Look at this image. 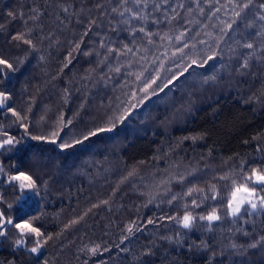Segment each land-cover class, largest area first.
I'll return each instance as SVG.
<instances>
[{
	"label": "trees",
	"instance_id": "trees-1",
	"mask_svg": "<svg viewBox=\"0 0 264 264\" xmlns=\"http://www.w3.org/2000/svg\"><path fill=\"white\" fill-rule=\"evenodd\" d=\"M259 2L264 0H257V3ZM153 3L160 4V9L154 10ZM181 3L184 5L183 10L178 8ZM60 4L68 6L69 13H63ZM97 4L104 5L103 11L97 8ZM116 4L117 0H0V24L4 25V31L0 32V50L26 60L20 72L16 74L17 102L23 103L34 98L33 115L39 118L46 113L49 121H54L60 112L66 114L65 119L73 118V113L83 103L85 109L80 113V118H74V125L77 132L84 130L85 125L91 127L95 122L102 121L110 101L118 102L117 98H124L118 86L123 83L121 74L108 72V66L123 64L125 67L122 68V73L139 70V65L133 69L127 68L128 57H117L113 54L109 65L101 71L98 62L106 51L100 47L101 41L109 47L121 48L128 44L134 50L140 49V52L136 53L137 59L139 55L144 54V48H149L150 51L146 55L151 62L154 56L159 57L161 53L169 50L168 41L161 42L159 36H155L153 39L156 43L148 45L144 33L137 32L136 36H132L130 27L145 26L147 31L161 35L169 33L173 37L178 31L187 28L190 30L191 39L201 29L215 33L221 26V21L232 19L231 5L224 7L228 5V0H219V3L217 0H199V7L196 0H168L167 4H164L163 0H149V7L145 10L150 14L148 19L144 22L133 20L129 26L121 23L122 18L117 13L111 12V8ZM33 8L42 13L38 21L29 20L33 15ZM81 8L84 9L83 12L80 11ZM173 8L181 12L182 18L179 22L169 23L166 17L174 15ZM189 8L194 11L189 13ZM216 8H220V11L213 16ZM200 9H203V14ZM256 11L257 8L250 9L245 19L239 22V29L231 34L234 40L251 39V33L259 30L258 26L256 29L243 26L245 22L255 18ZM9 12L13 13V16H9ZM89 19H94L97 23L92 26L88 36H83L89 27ZM153 20L160 22L153 23ZM24 21H28L27 25ZM204 25H208V28L204 29ZM213 25L217 27L213 28ZM26 27L33 29L32 39L39 51H26L27 46L16 47V42L10 41V36L18 31H26ZM81 39L84 41L81 45L83 50H93L101 55L85 57L74 54L69 67L63 68V62L73 46L72 42ZM40 56L45 59L41 60ZM235 63L233 61V66ZM252 63V72L255 75L239 77L233 73L231 79L226 78L219 86L209 88L199 99L193 97L195 106L191 114L174 115L162 105L158 110L140 109L138 112L144 114L135 116L127 134H105L94 138L83 147L77 146L63 153L56 149L55 145H41L46 150L44 163L51 165H41L42 175L49 179L51 174L53 179L50 180L49 194L43 199H31L27 211L32 216L41 217L42 231L55 237L56 233L64 229L66 223L83 215L93 204L107 199L110 205L93 209L79 225L65 230L60 238L50 241L42 250L39 264H43V260H48L49 264H83L85 259H88V264H100L98 258H88L80 253L79 249L85 244L106 242L113 246L119 243V237L122 235L120 226L129 219L175 214V204L169 206L164 203L159 207L152 204L143 207L147 197L141 195L146 190H156L161 180L169 178V173L178 171L186 175L184 185L176 183L175 180L170 185L173 192L179 193L193 183L204 187L206 183L213 182V175L222 174L230 155L240 153L249 158L256 156L257 142L250 138L257 132L264 131V104L244 101L260 94L264 85V69H261L256 61ZM92 69L95 71H91ZM104 74H107L106 78L101 80L100 77ZM123 79L129 84L132 83L129 76H124ZM65 89L70 92L69 102L66 104L62 100ZM179 95H183V91L176 88L169 93L170 97ZM151 103L150 101L149 104ZM120 131L122 129H118V132ZM204 131L210 133L204 141L193 143L186 140L178 143L184 136ZM243 139H249V143L243 144ZM209 149L212 150L211 155ZM48 156L52 158L51 161L47 159ZM58 157L60 162L52 163ZM140 161L146 163L140 164ZM134 165H138V175L121 184V179ZM61 167L63 171L58 170ZM193 169L199 171L195 175H187ZM0 192L14 203L10 214L18 215L20 206L15 204L10 186L0 184ZM227 226L225 222V227ZM176 229L177 226L172 223H168L166 227L161 224L156 228L149 225L143 233H137L134 242L128 246L138 251L142 246L155 241L160 245L156 249L158 253L177 258L179 264H206L210 252L219 253L228 243L230 235L218 228L211 233L203 229L196 230L187 233L183 247L158 239L159 235L173 234ZM201 239L210 243L209 250L196 247L188 249V244L193 241L199 244ZM77 255L80 260H76ZM14 256L18 257L17 264H29L32 259H25L23 253L14 254L9 248H0V264H8ZM102 259L107 260L108 264H134L130 254L116 256L115 249L111 254L104 253ZM222 259L225 264H229L219 255L212 264H220ZM157 264H160V261H157Z\"/></svg>",
	"mask_w": 264,
	"mask_h": 264
},
{
	"label": "snow or ice",
	"instance_id": "snow-or-ice-1",
	"mask_svg": "<svg viewBox=\"0 0 264 264\" xmlns=\"http://www.w3.org/2000/svg\"><path fill=\"white\" fill-rule=\"evenodd\" d=\"M163 3L167 4L168 0H163ZM196 4L199 7V0H196ZM229 5H231V20L221 21V26L215 33L201 29L191 39H189L190 30L187 28L178 31L173 37L169 33L161 35L158 32L147 31L145 26L130 27L132 36H136L137 32L144 33L148 45L156 43L153 39L155 36H159L161 42L168 41L169 50L161 53L159 57L154 56L151 62L146 55L150 51L149 48H144V54L139 55L137 59L136 53L140 52V49L134 50L128 44H124L121 48L109 47L101 41L100 47L106 49L98 62L101 71L109 65L113 54L117 57H128L127 68L133 69L139 65V70L122 73L125 65L108 66V72L121 74L123 83L118 86L124 98H117L118 102L110 101L101 122H95L91 127L85 125L84 130L78 132L75 129L74 118H80L85 104L82 103L79 106V109L73 113V118L65 119L66 114L63 112L58 113L54 121H49L46 113L36 118L33 115L34 98L25 100L23 103L17 102L16 74L20 72L26 60L0 50V117L7 118L0 119V184L10 186V193L13 195L15 204L20 206L18 215L10 214L14 203L0 192V248H9L14 254L23 253L25 259L32 258L29 264H39L42 250L50 241L60 238L65 230L79 225L93 209L110 205L107 199L93 204L83 215L66 223L64 229L56 233L55 237L42 231L41 217L32 216L27 211V205L31 199L34 197L43 199L49 194L50 180L53 179L51 174L49 179H45L42 175L41 165L44 167L51 165L44 163L46 150L41 145H55V148L63 153L77 146L83 147L94 138L105 134L116 133L117 136L127 134L135 116L144 114L138 112L140 109L158 110L162 105L166 111H171L174 115L191 114L195 106L193 97L199 99V96L209 88L219 86L226 78L231 79L233 73L239 77L255 75L252 72L253 61L264 69V2L228 0V5L224 7L227 8ZM96 6L103 11V4ZM148 7L149 0H117L111 12L117 13L122 18V24L130 26L133 20L144 22L148 19L150 14L145 11ZM160 7V4L153 3L154 10H159ZM178 8L183 10L184 5L181 3ZM252 8L258 9L254 13L255 18L245 22L243 26L251 29H256L258 26L259 30L251 33V39L234 40L231 34L239 29V22L245 19L247 12ZM60 9L63 13H69V7L64 4H60ZM80 11L83 12L84 9L81 8ZM187 11L191 13L194 10L189 8ZM219 11L220 8H216L212 15ZM172 12L174 15L170 18L166 17L168 22H179L182 18L181 12L176 8H173ZM200 12L203 14V9H200ZM32 13L33 15L29 17L32 21H38L42 15L36 8L32 9ZM8 15L13 16V13L9 12ZM24 23L27 25L28 21ZM96 23V20L89 19V27L83 36H88ZM216 27L213 25V28ZM203 28L207 29L208 25H204ZM2 31H4V25L0 24V32ZM32 33L33 29L26 27V31H18L9 39L16 42V47L25 45L26 51L29 49L39 51L32 39ZM49 38L44 37V39ZM83 42L82 39L72 42L73 46L63 62V68L69 67L74 54L85 57L101 55L93 50H83L81 47ZM40 59L44 60L45 57L40 56ZM233 61L236 62L234 66ZM91 71L94 72L95 69ZM106 75H101L100 79L105 80ZM124 76L131 77L132 83L129 84L126 79H123ZM107 78L110 79V77ZM173 88L183 91V95L170 97L169 93ZM124 89L127 90L124 91ZM69 98L70 92L65 89L63 102L68 103ZM153 98L156 99L153 100ZM150 101L151 104H149ZM253 102L264 104V85L259 95H253L244 101V103ZM160 122L164 123V121ZM118 129L122 131L118 132ZM70 134L72 135L69 138ZM209 135L207 131L187 135L178 143L186 140L193 143L204 141ZM109 139H115V137H109ZM250 139L257 142V155L251 158L240 153L228 156L222 174L213 175V182L206 183L204 187L193 183L186 190L179 193L173 192L170 187L173 180L180 185H184L186 180V175L177 171L169 173L167 180H161L156 190H146L141 193L142 196L147 197L143 207L152 204L156 207L164 203L169 206L175 204L177 205L174 208L175 214H162L153 218L138 216L135 220L129 219L120 226L122 235L119 237V243L113 246H109L106 242L85 244L79 252L88 258H98L100 264H108V261L102 257L104 253L111 254L114 249L116 256L130 254L134 264H157V261H160V264H179L177 258H169L166 253H158L156 249L160 245L155 241L142 246L138 251L128 246L134 242L137 233H143L147 226L156 228L163 224L166 227L168 223H172L177 226L173 234H161L158 239L181 247L185 245L187 233L196 230L203 229L211 233L218 228L221 232L230 234L228 243L219 253L210 252L206 258V264H212L217 255L225 258L229 264H264V131L257 132ZM242 143L248 144L249 139H243ZM211 152L212 150L209 149V155ZM47 159L51 161L52 158L48 156ZM59 162L58 157L52 163ZM144 163L146 161H140V164ZM58 170L63 171V167ZM68 170L70 171L71 168L69 167ZM197 171L199 169H193L187 175H195ZM136 175H138V165L132 166L120 183L123 184ZM210 201L214 203H209ZM225 222L228 224L227 227ZM187 247L189 250L196 247L207 251L211 245L208 241L201 239L199 244L193 241ZM17 258L14 256L8 264H17ZM75 258L80 260L79 255ZM111 258L110 255L109 259ZM43 264H49V261L43 260ZM83 264H88V259H85ZM220 264H225L224 259L220 261Z\"/></svg>",
	"mask_w": 264,
	"mask_h": 264
}]
</instances>
